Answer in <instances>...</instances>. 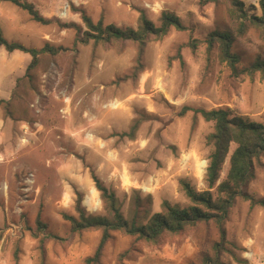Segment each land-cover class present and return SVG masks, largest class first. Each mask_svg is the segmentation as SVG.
Here are the masks:
<instances>
[{
    "label": "rangeland",
    "instance_id": "obj_1",
    "mask_svg": "<svg viewBox=\"0 0 264 264\" xmlns=\"http://www.w3.org/2000/svg\"><path fill=\"white\" fill-rule=\"evenodd\" d=\"M21 1L50 24L35 23L0 0V35L30 49L63 50L40 53L27 71L29 54L0 47V264H85L92 258L101 230L73 232L63 215L78 218L80 201L85 217H111L93 175L115 194L129 222L136 215L145 224L164 202L192 206L181 182L198 192L208 189L206 137L214 130L197 110L227 109L264 125L260 73L231 77L217 45L208 52L204 43L212 32H228L240 69L264 62L261 30L248 24L239 35L228 0ZM242 1L249 15L261 16L260 0ZM163 12L178 17L185 30L171 27L143 46L80 42L82 14L103 26L137 30L140 13L158 27ZM71 23L79 33L61 27ZM235 148L230 144L217 185L226 179ZM210 191L214 199L223 195L216 186ZM242 191L264 199V154L253 160ZM85 197L92 211L83 205ZM111 236L97 264H264V208L241 196L221 226L198 223L153 242L124 231Z\"/></svg>",
    "mask_w": 264,
    "mask_h": 264
},
{
    "label": "trees",
    "instance_id": "obj_2",
    "mask_svg": "<svg viewBox=\"0 0 264 264\" xmlns=\"http://www.w3.org/2000/svg\"><path fill=\"white\" fill-rule=\"evenodd\" d=\"M7 1L26 11L35 23L41 25L50 24V20L43 18L32 4L21 0ZM218 1L200 0V4L216 3ZM228 1L230 3V14L238 21V34H244L249 24L260 29L264 38V0L259 1L260 17L249 15L242 0ZM82 21L86 27V32L83 33L84 39L80 42H87L88 40H93L95 43H108L112 40L132 41L143 46L149 36H164L171 27H175L177 30H185L179 18L168 12L161 14L158 27H155L144 13H140L137 30L120 29L111 25L103 26L101 21L93 23L85 14H82ZM61 27L73 28L77 33L80 32V28L73 23L63 24ZM204 43L207 45L208 52L217 45L218 59L220 63L228 68L231 77L251 76L259 72L261 79L264 81V62L256 61L248 68L240 69L238 67L241 60L232 51L234 38L230 33L212 32L206 37ZM0 47H4L8 53L20 51L29 54L32 60L27 71L37 64V57L40 53L56 55L63 50L62 48H55L49 45L41 49H30L19 43L8 42L2 35H0ZM197 113L201 115L205 122H211L214 126L213 132L206 137V142L211 147L205 170V182L208 189L198 192L189 182L182 181L181 185L184 193L193 205L188 208H179L164 202L161 212L154 214L145 224H141L136 215L130 222L123 217L115 194L106 189L101 181L93 175L92 179L95 188L100 194L105 210L111 217H85L80 209V201H77L76 204V211L79 214L78 218L63 215V219L71 224V231L73 232L91 228L101 230V237L95 253L92 258L85 260V264H90L91 262L97 264L99 262L102 251L111 239V232L113 231H124L126 234L136 235L140 239L153 242L163 234H175L188 226H194L198 223L214 221L221 226L228 216L233 200L238 196L248 198L253 205H259L264 208V199L255 200L242 191V188L252 177L253 160L264 154V125L251 122L244 117L233 116L230 111L222 108L209 111L197 110ZM134 129L135 127L131 130L134 131ZM121 136L132 137V134L123 133ZM230 144H235L236 148L229 157V169L226 179L217 185L222 166L229 153ZM215 186L223 194L216 199L213 198L210 191ZM205 264H208L207 261Z\"/></svg>",
    "mask_w": 264,
    "mask_h": 264
},
{
    "label": "bare ground",
    "instance_id": "obj_3",
    "mask_svg": "<svg viewBox=\"0 0 264 264\" xmlns=\"http://www.w3.org/2000/svg\"><path fill=\"white\" fill-rule=\"evenodd\" d=\"M117 107H118V105H116V104H113V105H112V108H113V109H116ZM125 183L128 184L127 181H126ZM90 194L92 195L93 198H96V195H97V194H96V191H95L94 189L91 190ZM66 199H67V198H66ZM67 200H68V199H67ZM89 201H90V198H88V197L86 198V197H85V198H84V201H83V205H84L85 207L87 206L88 210L92 211L93 207L91 206V204H89Z\"/></svg>",
    "mask_w": 264,
    "mask_h": 264
},
{
    "label": "built area",
    "instance_id": "obj_4",
    "mask_svg": "<svg viewBox=\"0 0 264 264\" xmlns=\"http://www.w3.org/2000/svg\"><path fill=\"white\" fill-rule=\"evenodd\" d=\"M31 177H33V175H29V177L26 180L31 181ZM5 188H7V187H5Z\"/></svg>",
    "mask_w": 264,
    "mask_h": 264
},
{
    "label": "crops",
    "instance_id": "obj_5",
    "mask_svg": "<svg viewBox=\"0 0 264 264\" xmlns=\"http://www.w3.org/2000/svg\"><path fill=\"white\" fill-rule=\"evenodd\" d=\"M1 101H3V100H1Z\"/></svg>",
    "mask_w": 264,
    "mask_h": 264
}]
</instances>
